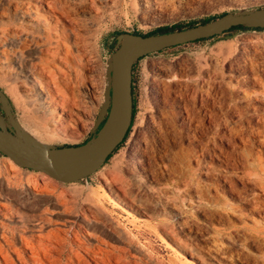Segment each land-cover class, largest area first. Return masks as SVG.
I'll return each instance as SVG.
<instances>
[{"label":"rangeland","instance_id":"rangeland-1","mask_svg":"<svg viewBox=\"0 0 264 264\" xmlns=\"http://www.w3.org/2000/svg\"><path fill=\"white\" fill-rule=\"evenodd\" d=\"M48 2L0 0V117L51 148L91 136L119 33L168 32L264 7L70 0L61 15ZM132 85L128 136L89 174L63 181L0 153L7 264L29 255L20 237L36 243L64 230L100 244L112 264H264V29L147 54L133 65Z\"/></svg>","mask_w":264,"mask_h":264},{"label":"water","instance_id":"water-1","mask_svg":"<svg viewBox=\"0 0 264 264\" xmlns=\"http://www.w3.org/2000/svg\"><path fill=\"white\" fill-rule=\"evenodd\" d=\"M264 28V7L226 12L213 20L162 33L142 35L123 32L108 63L105 102L100 108L92 134L77 145L44 147L19 138L0 117V153L20 165L44 171L63 181L79 179L101 165L123 141L133 117L132 68L144 55L199 39L220 35L235 26Z\"/></svg>","mask_w":264,"mask_h":264},{"label":"bare ground","instance_id":"bare-ground-1","mask_svg":"<svg viewBox=\"0 0 264 264\" xmlns=\"http://www.w3.org/2000/svg\"><path fill=\"white\" fill-rule=\"evenodd\" d=\"M119 1L120 0H115V4H118ZM70 5H71L70 4V0H49V2H48L49 10L57 11L61 15H68L70 13V11H71V6ZM61 32H63V31H61ZM0 99L2 101H4L3 97L1 96V92H0ZM53 111H54V109H53ZM15 125H16V127L18 129H21L20 128L21 125L19 123H16ZM27 135H28V133L26 131H24V130L18 131V133H17V136L19 138L27 141L28 143H31V142H29L27 140V138H25ZM126 208H127V206H126ZM134 208H135V206H134ZM142 208L145 210V207H142ZM144 215H146V214H144ZM64 231H51L46 236L39 237V240H37L35 238L36 239L35 240L36 243H31V242L27 241L26 239L20 237L21 247L29 255H28L27 259H24L20 255V253H16L17 262L20 263V264H91V263H88V261H86V259L83 257V255L81 254V253H83V254H85L86 256L89 257V259L91 260L92 264H112L111 256L109 255V251H107L105 248L100 247V244L95 246V247H89L80 239V237L77 234V232L73 231V233H70V235H69V233H68V235H66ZM36 236H38V235H36ZM3 244H5V243H3ZM0 255H1L3 261L7 264V262L9 260L7 259V255H6V253L3 252L1 246H0ZM121 262H123V261H121ZM11 264H13V263L11 262ZM113 264H120L119 259H117V261H115V263H113Z\"/></svg>","mask_w":264,"mask_h":264},{"label":"trees","instance_id":"trees-1","mask_svg":"<svg viewBox=\"0 0 264 264\" xmlns=\"http://www.w3.org/2000/svg\"><path fill=\"white\" fill-rule=\"evenodd\" d=\"M214 18H215V17L210 18V19H206V20H204L202 23L208 22L209 20H212V19H214ZM182 28H183V27H182ZM174 29H175V28H171V29L163 30V31H172V30H174ZM244 29H256V30H262V29H264V28H259V27H248V26H242V25H240V26L232 27V28H230L229 30L225 31L224 33H227V32L233 31V30H244ZM160 32H161V31H160ZM154 33H158V32H149V33H144V34L139 33V34H142V35H149V34H154ZM216 36H218V35H215V36H212V37H209V38L199 39V40H196V41H193V42H198V41H202V40H205V39H210V38H213V37H216ZM144 56H146V55H144ZM144 56H142L141 58H143ZM141 58H139V59H141ZM139 59H138V60H139ZM132 71H133V68H132ZM132 95H133V85H132ZM134 114H135V108H134V100H133V117H132L131 126H132V124H133ZM131 126H130L129 130L127 131L126 136L124 137L123 141H122V142H121V143L115 148V150L118 149V147H119V146L125 141L126 137L128 136V133H129V131H130V129H131ZM115 150H114V151H115ZM114 151H113V152H114ZM113 152H112L111 154H109L105 160H108V159L112 156Z\"/></svg>","mask_w":264,"mask_h":264}]
</instances>
